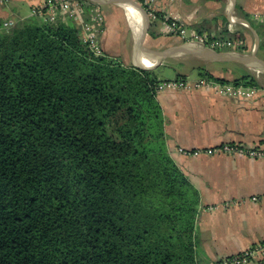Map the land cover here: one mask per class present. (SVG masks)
Listing matches in <instances>:
<instances>
[{"label":"trees","instance_id":"obj_1","mask_svg":"<svg viewBox=\"0 0 264 264\" xmlns=\"http://www.w3.org/2000/svg\"><path fill=\"white\" fill-rule=\"evenodd\" d=\"M55 18L0 24V264H207L199 193L167 152L163 80Z\"/></svg>","mask_w":264,"mask_h":264},{"label":"crops","instance_id":"obj_2","mask_svg":"<svg viewBox=\"0 0 264 264\" xmlns=\"http://www.w3.org/2000/svg\"><path fill=\"white\" fill-rule=\"evenodd\" d=\"M45 1L0 0V24L9 21L15 25L31 18ZM81 1L86 7H98L104 16L99 37L103 52L125 64L150 66L154 71L167 64L186 69L176 70L173 78L158 76L163 81L185 75L184 81L194 83L202 78L200 68L226 83L250 75L264 89V0H147L150 9L178 21L187 32H208L239 45L213 49L222 53L219 58L194 53L200 44L163 34L159 22L151 27L156 37L149 35L148 23L146 34L139 39L142 22L136 0ZM84 22L85 18L77 23ZM174 47L186 52L158 59L159 51ZM188 68H197L196 76ZM156 98L164 117L168 155L199 193L194 236L200 257L215 264L253 247H263L264 253V158L204 152L224 144L264 150L262 97L238 99L202 87L158 91ZM179 148L201 153L185 156ZM247 264L261 263L253 260Z\"/></svg>","mask_w":264,"mask_h":264},{"label":"built area","instance_id":"obj_3","mask_svg":"<svg viewBox=\"0 0 264 264\" xmlns=\"http://www.w3.org/2000/svg\"><path fill=\"white\" fill-rule=\"evenodd\" d=\"M139 5L148 6L147 0H136ZM96 10V14H94L92 8L90 9L91 19L96 18L101 24L95 27H92L90 23L85 22L82 24L83 30V39L88 44L90 50L95 54H101V44L99 41V34L103 31L104 27V16L98 7ZM149 8V7H148ZM99 9V10H98ZM143 10L146 13L148 20L153 22H159L162 31L172 35L177 36L185 41H192L204 46H207L212 49H233L237 48L239 45L231 40H225L220 38L210 39L208 36L204 34H195L194 32H187L183 26L175 20H171L167 17H164L160 14L158 16L155 11L152 9ZM64 13L72 16L74 20L79 23L85 17V4L80 0H46L41 7H37L33 14L40 16L44 19L45 16H49L50 20H53L58 14L63 15ZM12 22H4L3 26L8 27L11 26ZM208 41L205 43L204 41ZM191 87H210L212 90L221 96H227L238 99H253L255 97H262L264 100V89H261L257 86H242V85H233V84H220L216 81H212L210 79L200 78L196 83H189L184 80H168L162 81L158 84L157 90H175V89H190ZM178 151L185 156H197L201 153L200 150H190L179 148ZM204 152H222L228 155L236 156V155H246L250 158H264V150L259 148L245 149L241 145L237 144H224L214 149H207ZM252 200H257L256 197H253ZM263 248V247H262ZM260 247H253L247 250H244L240 253L231 255L229 257L223 258L219 260L215 264H247L253 260H258L259 263L264 264V253L263 249Z\"/></svg>","mask_w":264,"mask_h":264},{"label":"rangeland","instance_id":"obj_4","mask_svg":"<svg viewBox=\"0 0 264 264\" xmlns=\"http://www.w3.org/2000/svg\"><path fill=\"white\" fill-rule=\"evenodd\" d=\"M81 1V0H80ZM82 2V1H81ZM83 3V2H82ZM84 5V4H83ZM92 8L94 14H96V10L97 8L93 7V6H85V19L87 20V23H90L92 27H95V26H98L100 25L101 23L96 19V18H93L91 19V16H90V9ZM99 10V9H98ZM64 16H68L69 14L67 13H64L63 14ZM35 16V14L32 13V17ZM42 18V17H41ZM46 20H49V21H54L56 18L54 17L53 20H50L49 16H45ZM76 21V20H75ZM149 25L150 27H152V24H153V21L149 20ZM78 27H80V24H77ZM159 27L161 28L160 24H159ZM103 28V27H102ZM162 31V28L160 29ZM102 33V31H101ZM100 33V34H101ZM163 33V31H162ZM100 34H99V37H100ZM165 34V33H163ZM206 36H208L209 40L210 39H213L215 38V36L211 35L210 33H202ZM205 43H208V41H204ZM218 49V48H216ZM220 50V49H218ZM138 61H135V63H137ZM168 65V64H167ZM167 65H161L159 66L156 70H155V73L157 74V76H160V77H163V78H173L176 74H177V71H184L186 69H184L182 66L180 65H170V66H167ZM177 70V71H176ZM197 68H188V72H192V76H196V72H197ZM204 79H207L205 77H202ZM199 80V79H198ZM197 80V81H198ZM208 80V79H207ZM197 81H195L194 83H196ZM197 87H191L190 89H196Z\"/></svg>","mask_w":264,"mask_h":264},{"label":"water","instance_id":"obj_5","mask_svg":"<svg viewBox=\"0 0 264 264\" xmlns=\"http://www.w3.org/2000/svg\"><path fill=\"white\" fill-rule=\"evenodd\" d=\"M137 9L140 11V15H141L140 19H141V22H142V28H140L138 30V37L140 39V38L143 37L144 34H146L149 20H148V18L146 16L145 11L143 10V8L141 6H139V4H137ZM200 45L201 46H199L197 49H195L193 51L194 53H196L198 55L205 56V57H216V58L222 57V53L216 52L215 50H213V49H211V48H209L207 46L205 47L202 44H200ZM185 52H186V50H182L181 47H174V48H169V49H165V50L159 51L157 53V55H158V59L160 61H162V60H164L166 58L174 57V56H177L179 53L182 54V53H185ZM258 63L263 65V62H261V63L258 62ZM135 66L136 67L145 68V69H150L151 68L150 66L146 67V66L141 65V64H135Z\"/></svg>","mask_w":264,"mask_h":264}]
</instances>
